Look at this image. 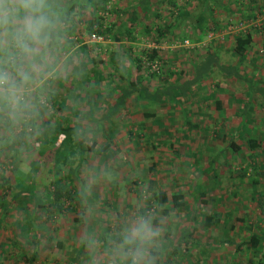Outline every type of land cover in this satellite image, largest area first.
I'll list each match as a JSON object with an SVG mask.
<instances>
[{"label": "rangeland", "instance_id": "obj_1", "mask_svg": "<svg viewBox=\"0 0 264 264\" xmlns=\"http://www.w3.org/2000/svg\"><path fill=\"white\" fill-rule=\"evenodd\" d=\"M141 1L109 0L106 12H96L82 0H53L59 9L72 8L78 29L67 37V27L62 22V46L39 108L45 106L48 111L44 116L52 115L51 120L57 123L68 116L81 125L83 132L86 130V138L82 136L84 145L97 146L93 152L86 148L84 160L75 166V202L70 212L53 214L45 223L50 213L34 210L32 203L19 207L14 204L6 216H1L4 212L0 205L3 264H165L170 256L174 264H200L198 260L202 264H238L239 259L230 260L235 245L248 242L250 235L259 234V229L264 233V215L253 200L256 194L251 188V178L262 177L258 191L264 193V38L260 33L264 11L257 10L261 5L255 0H151L149 7L143 8L137 5ZM93 20L96 24L102 20L104 31L116 24L113 33L121 41L91 34ZM247 33L254 35V41L241 58L235 52V37ZM69 40L74 44L70 45ZM82 48H87L85 54ZM152 50L158 51L157 59L150 58ZM206 56H216L219 68L203 80L202 89L197 88L201 84L191 86L192 95L186 99L177 97V103H170L166 97L164 103L154 104L136 93L112 115L109 105H113L114 98L106 96L100 101L97 96V91L106 86L121 83V73L127 76L123 83H140L139 87L149 93H174L194 78L195 66ZM116 61L118 71L113 65ZM80 65L88 71L97 68L106 82L100 87L90 83L88 87L92 89L78 88L75 92L78 76L74 69ZM139 77L144 79L139 82ZM249 82L257 88L250 98L246 97ZM52 91L59 95L64 111L47 103ZM217 99L222 110L217 109ZM37 115L7 134L13 133L14 139L21 129L30 130ZM4 133L0 131V138ZM63 139L60 136L58 143ZM252 139L260 145L254 149L260 155L256 163L249 157L252 147H247V141ZM232 142L238 147L237 153L231 148ZM109 144L110 149L105 151ZM250 163L257 168L247 175L243 169ZM12 168L11 160H5L3 155L0 173L8 176ZM19 168L29 170L21 163ZM50 170L51 165L46 164L41 172L40 192H47ZM151 180L153 189L159 192L170 194L177 191L173 188L177 186V192L186 197L187 207L165 215V208L172 204L160 207L153 201L159 213L158 222L153 223L154 210H148L147 216L140 212L152 198L146 193ZM2 193L0 188V196ZM201 193L206 194L204 200L208 203L197 199ZM26 209L46 227L32 232L27 241L17 222L27 219ZM206 211L222 215L220 226L212 231L204 228ZM227 213L230 218L225 217ZM133 223L147 224L151 229L148 240L139 245V256L135 254L137 246L123 243ZM195 223L198 230L194 240L200 244L192 249V255L186 259L169 252L170 241L181 239ZM234 224L238 228L232 230ZM103 229L109 232V244L100 240ZM181 248L185 249V245ZM242 256L247 260L250 252Z\"/></svg>", "mask_w": 264, "mask_h": 264}, {"label": "trees", "instance_id": "obj_2", "mask_svg": "<svg viewBox=\"0 0 264 264\" xmlns=\"http://www.w3.org/2000/svg\"><path fill=\"white\" fill-rule=\"evenodd\" d=\"M84 4H89L90 7L93 8V10L96 12L99 9H102V11H107V5L109 0H99L97 3L90 2L88 3V0H82ZM151 0H142L140 4H137L138 7L147 8L150 5ZM261 5L259 8L257 6V10L260 12L264 11V0H255V3ZM69 7V6H68ZM63 13L62 16V22L64 23L65 27H67L66 30V36H73L76 33V30L78 29V26L74 23L71 10L72 8H61L60 9ZM101 19V18H100ZM146 29L148 26H146ZM104 28L103 21L100 20L97 24L95 23V20H93L90 23L89 31L91 34L99 35L100 37H109L112 36V39H115V41H121L117 37V34L114 35L113 30L116 28V24H111L109 27L105 28V31L102 29ZM211 29V28H210ZM214 29V28H212ZM260 33L263 34L264 38V26L260 28ZM65 32L63 31V34ZM128 35L132 36L131 33H127ZM161 34H163L161 32ZM64 36V35H63ZM254 41V35L252 33L247 34H241L237 37H235V52L241 57L244 58L248 49L251 47ZM69 44L72 45L74 42L72 40H69ZM69 45V46H70ZM64 53L67 52V49L63 47ZM82 54H85L87 51V48H82ZM159 57L157 50H152L150 53L151 59H157ZM72 59V58H71ZM141 62V60H139ZM101 62V61H100ZM139 62V63H140ZM117 61L115 62L114 67L115 70L118 71V68L116 66ZM140 68V67H139ZM218 67V60L216 56H206L202 62L197 63L195 66V75L194 78L191 80H187L185 84L181 85L179 89H175L174 93L171 92H159L156 91L154 93H149L148 90L141 89L139 87L140 83L137 82H130L126 81L123 83V80L127 79V76H124L123 73H121V83L117 84L114 83L111 86H106L104 89H101L100 91H97V96H99L100 101H103L106 96H112L114 98V101H112L113 105L110 104L109 110L112 111V115L117 113L120 109L126 106L128 99L131 98L134 94L138 93L140 98L147 99L148 101L156 104V103H164L166 97L168 98V101L171 103H177V97H183L188 98L193 93V89H191V86L197 87V84L200 85L197 88H203L205 83H202L203 80H207L211 74L214 73L215 69ZM74 74L78 77L75 81V92L84 89H92L88 85H93L94 87H100L99 84H104L106 79L104 80V75L101 74L98 69H91L87 70L84 68L83 65H80L79 68L74 69ZM144 79V77H139V82L141 79ZM129 80V79H128ZM251 83H248L246 97L249 98L253 97V92L257 89L255 86L250 85ZM171 90V89H170ZM178 90V91H177ZM259 90V89H258ZM264 93V90H261ZM115 93H118L117 96H113ZM171 93V94H170ZM213 94V93H211ZM113 98H111L113 100ZM47 103L50 107H55L57 110L64 111V106L60 105L59 102V95L56 94L55 91H52L49 93V97L47 99ZM97 103V102H96ZM217 109L222 110L221 106L222 103L219 99H217ZM96 105V104H95ZM43 109L39 108V113L36 117L34 122L30 125V130L28 128L21 129V132L16 135V137L13 139V133L8 135L7 132L11 131L12 128H6L4 123H0V131H5V133L0 138V159H3V155H5V160H11V164L13 168L11 169L8 176L6 172L0 173V188L3 191V193L0 196V205L1 210L4 212L1 214V216H6L8 213L13 209L12 206L14 204L21 205L22 203H28L30 205L31 203L34 204V210L35 209H41V211H44L45 213H50L48 217L45 219V223H49L51 220V216L53 217V214H62L64 212H70L74 209V202H75V196H74V190L72 188V179L75 176L76 177V170L75 166L77 163H80L84 160V153L87 148L90 152H93L96 148V143H93L91 147L86 144L84 145V140H82V136L86 138L85 133L86 130H84L78 123L72 122L68 116L62 117V122L57 123L55 121L51 120L52 115L48 114V116L45 115V111H48L47 108L44 106ZM75 108V107H74ZM48 113V112H46ZM111 115V116H112ZM148 116V115H146ZM153 117V116H148ZM53 118V117H52ZM106 119L110 120V115L106 117ZM8 126V125H7ZM6 128V129H5ZM88 131V130H87ZM60 136H64V139L59 142ZM114 138V136L112 137ZM112 140L111 138H109ZM38 144V147H35ZM231 148L235 150L237 153L238 147L234 142L231 144ZM257 140H249L247 141V147H252V155L249 156L250 160L256 163V160L259 158L258 152H255V147H259ZM109 147V148H108ZM105 151L110 149L111 144H109ZM103 150H101V153ZM113 153L120 154V150H113ZM263 153V151H262ZM247 160H244V163ZM19 163L25 164L28 167V172L23 171L21 168H19ZM214 164V161H212ZM51 165L52 170H50V174L52 175V178L48 184L47 192H40V189L38 187V179L41 177V172L45 165ZM261 167L263 169L264 167V159L262 160ZM252 163L245 165L244 173L248 175L249 171H252L257 168L255 167V164L251 166ZM244 167V166H243ZM9 171H7L8 173ZM256 172V171H255ZM259 175L258 173H256ZM263 176V174H260ZM259 175V176H260ZM251 188L254 194H256V197L254 195L253 200H255V203H257L261 213L264 215V203L262 201L263 194L260 191H258V188L261 185V179L258 178H251ZM154 182L150 181V186L148 187L146 193L151 194L152 198L148 199V205L143 208L140 212L147 216V211L154 210V214H152V222L157 223L159 220V213L157 212L158 208H154L155 206L152 205V202L155 201L157 203V206H164L166 207L167 204L171 203L170 208H165L164 214L169 215V213L172 212H178L182 209H185L187 207V201L186 197L180 193L177 192V186H173V188L177 191H173V193H167V192H159L156 188V190L153 189ZM173 185H176L175 182ZM39 190V191H38ZM206 196L205 193H201V195H198V198L201 203H208V201L204 200V197ZM69 204V206H67ZM155 205V204H154ZM27 212V209H26ZM28 213V212H27ZM29 216H27L26 220H19L17 221L19 224V229L21 230V233L24 236L25 241L29 238L30 234L32 232L37 231L39 229H46V227L41 226L40 219H36V215H34V212L28 213ZM204 217V228L205 230H213L220 226L222 222V215L220 213H209L208 211L205 212ZM231 214L227 213L225 217L230 218ZM196 222V218L192 219ZM81 222V219L78 220ZM239 222L244 224L245 220L239 219ZM193 230L190 232H187L186 235L182 236L181 239H177L174 241H170L169 248L172 249V254H175L177 256H182L186 259L190 257L192 254V249L196 248L197 245L200 243H197V241L194 240V235L196 234L198 227L197 223L193 225ZM232 230L236 228V225L231 226ZM186 233V232H185ZM109 232L107 233L102 230L101 235V241L103 243L109 244ZM111 237V236H110ZM227 244L235 245L233 242H226ZM37 245L40 244L39 242L36 243ZM182 244L185 245V249H182ZM3 245H5L3 243ZM61 245V244H60ZM10 245H7L9 247ZM13 246V245H12ZM5 249H3L0 246V257L3 256V253ZM246 252H250V257L247 260L243 259L242 254H245ZM264 233L262 229H259V234H252L249 237V241L246 243H240L236 244L234 250L230 253L231 261H235L236 259H239L238 264H264ZM155 254V253H153ZM169 254V253H168ZM37 257V253L34 252L33 259L35 260ZM5 257H2L4 259ZM32 259V260H33ZM174 258L170 256L165 262V264H174L173 262ZM200 264H202V260H198ZM0 264L2 263V260L0 259ZM193 264V263H191Z\"/></svg>", "mask_w": 264, "mask_h": 264}, {"label": "clouds", "instance_id": "obj_3", "mask_svg": "<svg viewBox=\"0 0 264 264\" xmlns=\"http://www.w3.org/2000/svg\"><path fill=\"white\" fill-rule=\"evenodd\" d=\"M62 16L53 0H0V123L14 128L37 115L62 46ZM150 234L133 223L123 243L139 256Z\"/></svg>", "mask_w": 264, "mask_h": 264}]
</instances>
